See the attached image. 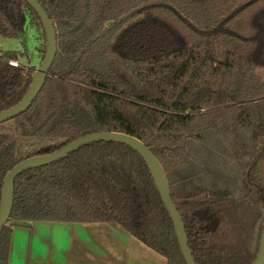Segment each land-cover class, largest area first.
Here are the masks:
<instances>
[{
  "label": "trees",
  "instance_id": "obj_1",
  "mask_svg": "<svg viewBox=\"0 0 264 264\" xmlns=\"http://www.w3.org/2000/svg\"><path fill=\"white\" fill-rule=\"evenodd\" d=\"M38 1L57 54L29 109L0 124V201L20 162L123 133L162 165L195 262L252 264L264 227V0ZM27 23L43 60L37 13L0 0L2 37L18 38ZM26 57L0 52V112L32 83ZM32 222L121 227L167 264H186L148 166L123 144L92 143L20 175L0 264L13 228Z\"/></svg>",
  "mask_w": 264,
  "mask_h": 264
},
{
  "label": "crops",
  "instance_id": "obj_2",
  "mask_svg": "<svg viewBox=\"0 0 264 264\" xmlns=\"http://www.w3.org/2000/svg\"><path fill=\"white\" fill-rule=\"evenodd\" d=\"M56 228L64 231L59 241L45 236ZM8 264H167V260L121 227L32 222L13 228Z\"/></svg>",
  "mask_w": 264,
  "mask_h": 264
},
{
  "label": "water",
  "instance_id": "obj_3",
  "mask_svg": "<svg viewBox=\"0 0 264 264\" xmlns=\"http://www.w3.org/2000/svg\"><path fill=\"white\" fill-rule=\"evenodd\" d=\"M25 1L34 9L41 20L46 35L45 56L40 67L33 74L32 83L24 97L12 108L0 112V124L14 119L29 109L42 90L57 54V40L53 22L38 0ZM98 142H112L126 145L142 157L151 172L162 201L170 214L181 253L186 264H197L189 248L188 237L183 220L172 200L170 184L162 165L144 143L133 136L123 133L111 132L88 135L73 141L64 148L51 154L30 157L17 164L7 174L1 189L0 233L6 225L12 212L14 202V185L16 179L20 175L28 170L44 167L56 161L63 160L70 154L78 151L80 148ZM252 264H264V227L260 240L259 252Z\"/></svg>",
  "mask_w": 264,
  "mask_h": 264
},
{
  "label": "rangeland",
  "instance_id": "obj_4",
  "mask_svg": "<svg viewBox=\"0 0 264 264\" xmlns=\"http://www.w3.org/2000/svg\"><path fill=\"white\" fill-rule=\"evenodd\" d=\"M42 44L43 42L40 32L35 28L30 27L28 23L26 24L23 33L18 38L10 39L4 38L0 35V52L17 51L26 53L27 57L19 62L30 68L38 69L40 67L42 59L37 48L41 47ZM4 129H8V127H5ZM63 232L59 228H56L51 230V232L45 236L53 238L54 241H59L58 239L64 236Z\"/></svg>",
  "mask_w": 264,
  "mask_h": 264
},
{
  "label": "built area",
  "instance_id": "obj_5",
  "mask_svg": "<svg viewBox=\"0 0 264 264\" xmlns=\"http://www.w3.org/2000/svg\"><path fill=\"white\" fill-rule=\"evenodd\" d=\"M13 64H15V63H13Z\"/></svg>",
  "mask_w": 264,
  "mask_h": 264
}]
</instances>
